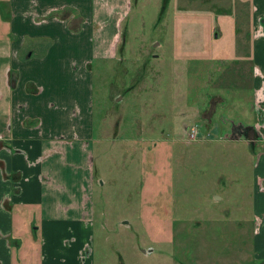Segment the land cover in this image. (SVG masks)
<instances>
[{
	"label": "crops",
	"instance_id": "crops-1",
	"mask_svg": "<svg viewBox=\"0 0 264 264\" xmlns=\"http://www.w3.org/2000/svg\"><path fill=\"white\" fill-rule=\"evenodd\" d=\"M123 3L0 0V264H93L88 70L93 60L114 58ZM234 37L204 58L214 68L202 87L214 88L187 107L182 131L195 125L198 141L247 145L250 182L215 200L247 211L232 218L234 234L248 237L246 255L233 264H264V0H250L247 34ZM235 157L228 156L232 168Z\"/></svg>",
	"mask_w": 264,
	"mask_h": 264
},
{
	"label": "rangeland",
	"instance_id": "rangeland-1",
	"mask_svg": "<svg viewBox=\"0 0 264 264\" xmlns=\"http://www.w3.org/2000/svg\"><path fill=\"white\" fill-rule=\"evenodd\" d=\"M122 1L115 56L91 61L88 70L93 264H233L246 255L248 237L234 234L232 218L247 211L215 196L229 189L232 199L242 193L239 183L250 182L248 147L198 141L197 133L190 139L197 127L184 136L182 124L191 121L187 107L214 88L202 87L214 68L204 58L246 36L250 0ZM228 154L241 171L231 172Z\"/></svg>",
	"mask_w": 264,
	"mask_h": 264
},
{
	"label": "built area",
	"instance_id": "built-area-1",
	"mask_svg": "<svg viewBox=\"0 0 264 264\" xmlns=\"http://www.w3.org/2000/svg\"><path fill=\"white\" fill-rule=\"evenodd\" d=\"M196 133H197V131L195 130V128H191L189 131H188V135H189V138L190 139H195V136H196ZM187 135V136H188Z\"/></svg>",
	"mask_w": 264,
	"mask_h": 264
}]
</instances>
